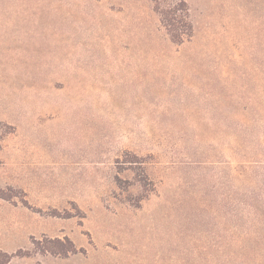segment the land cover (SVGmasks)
<instances>
[{"label":"rangeland","instance_id":"374dc122","mask_svg":"<svg viewBox=\"0 0 264 264\" xmlns=\"http://www.w3.org/2000/svg\"><path fill=\"white\" fill-rule=\"evenodd\" d=\"M186 2L0 0V264H264V0Z\"/></svg>","mask_w":264,"mask_h":264},{"label":"trees","instance_id":"16d2710c","mask_svg":"<svg viewBox=\"0 0 264 264\" xmlns=\"http://www.w3.org/2000/svg\"><path fill=\"white\" fill-rule=\"evenodd\" d=\"M153 1L154 10L159 14L160 22L173 43L181 44L184 40L192 36L193 22L190 17V9L186 0H169L165 5H162L159 0ZM61 242L62 241L58 238L50 239L44 248L46 251L54 254H67L68 252H75V248L73 246L69 249H60L58 247L59 245L56 244Z\"/></svg>","mask_w":264,"mask_h":264}]
</instances>
